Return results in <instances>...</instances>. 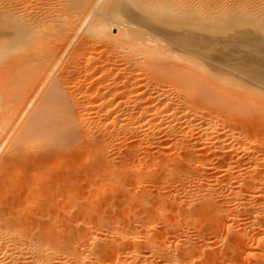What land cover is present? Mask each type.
Returning a JSON list of instances; mask_svg holds the SVG:
<instances>
[{
	"label": "bare ground",
	"instance_id": "6f19581e",
	"mask_svg": "<svg viewBox=\"0 0 264 264\" xmlns=\"http://www.w3.org/2000/svg\"><path fill=\"white\" fill-rule=\"evenodd\" d=\"M41 1L43 5L44 2L43 0ZM63 1L59 0L61 2L60 4L63 3V5H60L61 7L58 6L60 8L53 5L58 8L56 9V14L55 12L52 13L54 7H50L51 5H48L46 1L44 4H47L50 8L48 9V6H44L47 7V12H45L46 8L42 10L41 7H38V9H41H39L40 11H36L37 8L34 7L36 9L33 13H36V15L34 18V14L32 13L33 19L32 17L30 18L32 19L29 21L30 23H28V20L27 23L24 22L26 21L25 18L20 20V16L18 17L17 15L22 13H18V10H15L17 13L16 17L12 18V12L10 13V10H7L8 8L10 9L11 3L6 10V7L4 8L6 5L4 2L0 5V7L4 8L2 12H7H5V15H2V12L0 13V25L1 22H4V20L7 21L8 19L17 21L12 25L8 23L6 30L0 33V191L10 192L11 190H8L9 188L17 189L12 194V197H14L11 202L6 201L8 202L6 203L5 200L0 202V264H193L194 261L189 260V258L190 254L193 255V250L196 245L194 246L192 244L195 242L191 241V236L184 235L186 238L185 241L188 243L186 245L187 248H184L186 251H184L186 253L184 257L178 255L180 248H177V244L172 248L171 241L169 243L170 245L161 244L163 240L160 243L157 241L159 237L155 236V232H157L155 231V226L158 224H162L165 228H170V230L174 229V231L175 229H177L176 231L180 230L183 232L189 229L193 231L192 229L197 227L200 220L194 217L193 214L195 213L191 214L193 208H199L205 213H214L220 215V217L229 216L236 219L238 215H244L245 219H248L250 222V226H248L252 228L254 233L259 234L260 230L264 227V139L257 141L256 135L251 136L242 131L237 132L235 130L241 128L240 126L243 125V122L241 123L239 118L237 120L238 122L235 121V118H237L235 116H240L245 108H247L245 105V96H239L240 94L236 91L235 88L237 87L234 84L228 82L230 85L228 87L225 83L215 81L214 78L216 76L203 67L202 64L205 60L208 62L207 59L209 57L207 55L209 53L216 52L214 55L218 56L217 52H220V47L221 49L225 47L220 46L215 48V44H218L219 41L214 42V40L218 39V32L215 30L221 28L223 22L232 24L233 29L234 25L237 28H248L253 25L259 26L258 33L262 30L260 33L262 35L264 34V0ZM37 5L41 6L38 3ZM51 8L52 11H50ZM19 9L21 12V8ZM11 11H14V9ZM13 14L15 15V13ZM27 14L22 15L26 16ZM29 14L27 15L28 19L31 15ZM33 21H37V24H31ZM216 21H223L220 23L222 24L221 27H219V24L218 26L217 24L214 25ZM228 25L226 24L225 28ZM255 26H253V29ZM242 37L244 38L241 35V39ZM236 39L237 41L239 40L238 38ZM210 42H214V46ZM244 42L246 43L247 41ZM227 43L228 41L225 44ZM233 43L235 44L236 42L230 44ZM238 44L239 54H246V52L241 53V51L242 48L248 45H243V42L240 41ZM219 45L221 44L219 43ZM174 49L177 51L179 49L189 54L185 52L183 54L181 52L182 55H179L178 52L180 53V51L177 52ZM246 49L249 52V48L246 47ZM253 50H255V53L258 52L256 49ZM238 52L235 54L238 55ZM191 54L195 55H193L194 57L192 59H195V57L200 58L196 60L201 62V64H197L196 60H192L190 58L192 57L190 56ZM230 54L222 58L224 59L223 62L226 61L227 63L229 61ZM64 55H68V57L65 56L67 58L62 62V59L65 58ZM212 56L211 58L213 59ZM256 56L253 58L251 55L250 57H246L245 55L238 62L243 66L246 65L244 67L245 70L248 72L251 71L254 74L252 78H255L257 81H263L264 59L262 57L257 59L255 58ZM233 57L235 58V55ZM216 60L220 61V58L218 57ZM206 61V66H208ZM59 64L62 66L58 69L57 66ZM214 64L213 67L217 65V63ZM223 68L225 70L226 67ZM55 69L58 71H55ZM78 69H81L83 73L81 75L83 76L82 79L76 80L75 76L78 78L79 76L74 74L80 72ZM229 69L227 71H230ZM220 70H218L219 73ZM74 71L76 72L72 74ZM30 75L31 77L34 75L31 78L32 80L30 79ZM212 76L214 77L213 79L211 78ZM219 76L221 75L219 74ZM243 78L245 79V77ZM30 80L31 83L29 82ZM69 81H72L76 87H79L76 89L78 91L75 90L73 92L76 88H72L74 87L73 83V86H67ZM222 81L224 80L222 79ZM28 82L32 85L30 86ZM33 82L34 84L36 82L37 90L40 92L37 95L32 94V92L24 94L23 92H30V88L33 87ZM38 83L41 85V87L39 86L41 90L38 87ZM36 86L34 85V88ZM68 87H71L73 90L71 88L68 89ZM260 87L263 86L260 85ZM34 88H32L33 91L35 90ZM13 89L15 91L18 90L16 91L17 94ZM37 90L36 92H38ZM248 91L246 92L247 94L249 93ZM242 93H244V90ZM262 93L264 94V92ZM262 93L260 95L257 92L256 96H259V98L264 97ZM25 95L28 97L26 99L28 100L27 102L24 100L26 98ZM253 95L249 96L251 97L249 100H251L248 104L260 102L255 94ZM14 96L17 97L15 100ZM81 96L87 98H82ZM82 99H87L86 102L88 100L89 102L85 105ZM15 101H17V104ZM262 103L260 102L259 104L263 105ZM253 104L248 106L251 107ZM255 106L257 105H254V110ZM262 107L264 109V106ZM232 120L234 121L232 122ZM180 122L185 125L182 131L177 130V127L181 125H178ZM248 123L247 125H249ZM258 124L261 123L259 122ZM231 125L235 127L227 130ZM193 127H195V130H198H193ZM166 128H169V131L167 130L168 133H172L171 136L173 139L171 138L172 141H170L172 142L173 150L171 149V152L167 150L165 152L159 151V154H157V151L156 154L158 156L156 154L152 156L153 153L151 151L149 152V150L152 147H156L155 145L159 136L161 139L162 135H166ZM259 130L260 132L264 130V124L260 126ZM190 138L196 140L191 143L189 141ZM160 139L158 138V140ZM128 140H132V144L128 145V147L132 146L136 151L133 149L135 153L126 155V158H120L121 153L119 150L123 148L121 146H127ZM219 140L220 142L218 143ZM243 142H246V144L241 145ZM237 145H241L238 147H240V151L244 155H250L255 149L261 153H258L259 155L257 156H255L256 154L251 155L252 157L250 156L249 161L253 163L250 162L251 165L249 163L251 166L249 167L250 171L245 169L244 172L243 169L245 167L241 169L239 166L241 172L243 171L241 173L238 170L241 173L240 176L238 171L235 176H231L232 173H229L236 167L234 166L235 164L232 165L233 162L230 163V161L227 162L222 159L223 156L226 159L229 155L231 157L233 152L230 154V151L234 150ZM197 146H203L206 150L211 149L215 154L217 153V156L219 154L218 157L222 156V159L220 158L221 161L227 162L224 164V166L226 165L225 171H228L226 173L230 176L228 174L226 175L227 185L232 187V183L237 181L236 178L239 176L240 180L238 181H240V186H247L249 188L251 186V188L256 189V192L257 190L259 192L249 197H243V195V198H239L237 189L235 190L233 188L229 190V186H225L226 188L224 190H222L223 188H217L215 186L216 179L208 182L206 177L208 176L207 169L209 168L202 163L205 160V155L198 154ZM179 147L187 150L186 156L180 154L181 151L179 152L177 150ZM114 150L116 151L114 152ZM79 152H82V154L85 152L81 162H85L86 166L95 170L99 169L100 164L108 161L107 163L113 165V169H109L111 166H108L106 163L104 166L102 165L101 172H99L100 169L97 172L99 174L102 173V176H104V173L111 172L116 178L119 175L118 178L120 181V176H122V180L123 177L131 176L134 169L144 167V165L146 166L148 161L152 160L154 165L157 161L158 164L159 161L156 159V156L159 159L164 158L163 160L166 161L171 156L173 159L169 161L172 162L170 166L177 165V167L175 166L173 168H179V165H182L181 162L185 164V161H182L180 158L182 156L186 160L187 166L183 169L179 168L182 170L180 172H186L183 179L185 181L187 179L189 181L192 180L195 187L197 186L196 189L199 188L201 191L198 190L201 196L195 200L191 196L193 199L188 201L187 197H190V194L195 195L196 193L192 191L194 190L193 186H188L192 188H190L191 190L186 187L187 190L189 189L193 193L191 192L188 196H185L186 193L183 192L184 197L181 200V205L180 207L177 205V209H179L177 211L174 210L175 212L173 211L175 215H179H176L179 218L175 222H172L171 218L173 216L175 217L173 215L174 213L171 215L165 214L168 213L165 212L167 197L165 196L166 199L164 196H162L163 198L159 197L161 198L158 201L159 204L156 202V204L154 203L155 205H148L152 202V198L150 200L144 197H149L150 192L144 194V189L142 190V184L146 180V175L137 174L136 177H133L135 176L133 175L134 183H129L131 185L133 184L135 191H140L139 193L136 192V195L138 197L142 195L141 197L144 198L141 200L140 197L143 203L141 204V201H139L140 207L147 203L144 207L146 206L149 211L152 209L150 213L152 214L154 212L156 215L153 217L154 213L153 215H150V213L146 214L148 212H146L147 210L145 211V208L144 211L146 213L144 212L145 214L142 215V218L144 220V217H146L147 220L143 222L142 218L135 217L137 215L133 216L135 214L134 210L130 211L133 208V204H129L130 201L128 200L129 203L127 201L126 203L129 204V207L132 206V208L120 213L121 216L117 220H112L113 218L107 216L111 215L116 208L114 209L113 204L108 201L109 203L105 209V213L104 209L101 210L103 205H100V201L105 199L106 195L109 197V194H107L110 192L108 190L109 188L115 189L116 187H110V184L105 180L97 181V178H100L101 174L99 176L95 174L96 177L93 173V177L90 176L92 179L90 178L91 183L89 185L92 184L93 186L100 183L96 185V187H99V190L95 186H93L94 188L89 186L92 190L96 189L97 191H92V194H90V189L89 195L86 192L90 196H87L89 198L87 205L83 203L86 202V198L84 197L85 201L79 200V202L77 200L82 197L77 198V195L75 196L77 199L75 197L73 198L78 205L77 203H71L72 201L69 200L68 194L66 196L68 201L64 199L67 202L65 203L67 205H65L63 198L66 197H62L64 193L61 197L58 196L60 199L55 194L59 201L61 199L62 201L60 204L55 201L56 205L54 204L52 207L50 205L49 207L54 209V206H56L57 213H53L54 211L48 207L52 211L48 210L50 212H47L48 214L45 213L47 208L45 211L42 210L45 207L44 205L38 204L40 202L37 201V204H34L35 201L33 200L41 199L39 197L41 195L38 193L39 196H36V193L34 198V193H31L34 188L33 186L37 188L44 184L42 181L45 179L41 180V178L42 176H46L44 175V171L48 167L49 170L46 173L51 172V165L46 164L48 160H52L55 156L59 157L58 155L62 156L68 153L74 159L76 155L79 154L80 156ZM123 158L125 159L124 161ZM93 160H97L98 163L93 164ZM122 161L123 163L126 161V164L123 169H120ZM163 162L165 163V161ZM42 163L43 166L46 164L48 167L46 166L47 168L45 169ZM164 163H160V165H164ZM40 165L44 171L42 170L43 172H40L41 176H38L39 173L37 174L36 172L32 174L33 180L35 178L34 174L39 177H36L37 179L34 180L32 188L30 187L31 184L29 185L30 181L24 176L23 168L28 169V167H33L34 171H37ZM79 165L82 167L83 164L78 163L77 166ZM15 167L19 168L17 169V173L14 174L11 170ZM217 167L212 166L210 169H216L217 171ZM162 168L165 169V165ZM169 168L167 167L168 171L171 169ZM194 173L199 176L197 180L199 182L198 185L195 184L197 181H194L197 177L194 180L192 179L195 177ZM55 175L57 176V174ZM120 181H118L119 184H124H120L121 187L125 186V179ZM193 182L190 183L193 184ZM6 188L8 189L5 190ZM133 188L132 191H134ZM23 190L24 192L29 191L30 193L23 194ZM35 191L37 192L38 190ZM84 191V195L82 194V196H86ZM112 191L114 190L112 189ZM142 192L145 196H143ZM134 193L130 197L131 200L133 199L132 197L137 198L136 195L134 196ZM31 194L33 199L31 196H28ZM113 194L115 195L116 193H112L111 195ZM220 197L223 200L221 204L218 203L217 205L216 200L218 198L221 199ZM145 199H148L149 202H144L143 200ZM132 202L134 203V201ZM79 203L81 205L85 204V209L80 208ZM71 204L72 206H70ZM37 205H40V207H37ZM147 205L154 207V209L152 207L148 208ZM66 206L70 208L67 209ZM35 207L37 209L42 207L38 210H42L46 215L40 211L38 213L43 214L45 218H42V216L35 218L36 215H41L35 212L37 210ZM82 207L84 208V206ZM112 208L114 209L113 212L111 211ZM128 208L126 207V209ZM98 209L100 210L98 211ZM108 209L111 210L109 211ZM32 211L35 215H30ZM101 211H104L105 214H99ZM110 212L112 213L110 214ZM59 214L62 216L58 217ZM229 217H227V220H225V217V223ZM37 220H40V223ZM232 231H228V233ZM198 233L200 232L198 231ZM259 235L257 239L263 243V246L257 258L258 261L256 260L255 262H258L257 264H264V236ZM112 257H115V259L111 260Z\"/></svg>",
	"mask_w": 264,
	"mask_h": 264
},
{
	"label": "rangeland",
	"instance_id": "374dc122",
	"mask_svg": "<svg viewBox=\"0 0 264 264\" xmlns=\"http://www.w3.org/2000/svg\"><path fill=\"white\" fill-rule=\"evenodd\" d=\"M8 0H0V5L1 4H3L2 2H4V4H6L5 6H4V8H5V10L8 8V5L10 6V3H11V6H10V9L8 8L7 10H10L9 12L12 14V18L13 17H16V15H17V13H16V11L15 10H18L17 12L18 13H22V14H29L30 15V17H29V19H28V14L25 16H23L22 14H18L17 16L19 17L20 16V20H22V18H25V20L26 21H24V22H26L27 23V20H28V23H30L29 21H31L32 19H33V17H32V15L34 14L33 12H35L34 10L37 8V10L36 11H40L39 9H41L42 8V10H45V9H43V8H46V10H45V12H47V7H44L45 5L46 6H48V5H51L50 7H54V6H56V7H58V6H60V5H63V3L62 4H60L61 2H59V0H48V1H50V2H48L47 0H45L47 3H48V5L47 4H44V3H46L44 0H43V5L41 4L42 3V1L41 0H10V1H8ZM15 1H16V3H15ZM25 1V2H24ZM32 1V2H31ZM53 1V2H52ZM59 2V4H57L58 2ZM61 1H63V0H61ZM17 2H19V3H17ZM22 2V3H21ZM55 2V3H54ZM64 2V1H63ZM29 5H28V4ZM37 3L38 4H40L41 6H39V5H37ZM51 3V4H50ZM52 3H54V4H52ZM65 4H66V2H64ZM31 4H32V6H31ZM34 4H35V6H34ZM56 4V5H55ZM13 5V6H12ZM17 5V6H16ZM24 5V6H23ZM54 5V6H53ZM3 6V5H2ZM15 6V8H13ZM22 6V7H21ZM26 6H28V7H26ZM11 7H12V9H14V11H11L12 9H11ZM26 7V8H25ZM34 7H36V8H34ZM38 7H41V8H39L38 9ZM56 7H54V10H53V12L52 13H54L55 12V14H56V9H58V8H60V7H58V8H56ZM4 8H2V7H0V13L4 10ZM19 8H21V12H20V9ZM52 8H51V10L50 11H52ZM30 9H32V10H30ZM48 9H50L49 8V6H48ZM24 10V11H23ZM41 10V11H42ZM27 13H26V12ZM49 11V10H48ZM6 12V11H5ZM5 12L3 13H1L2 15L4 14L5 15ZM8 12V13H9ZM44 12V11H43ZM7 13V12H6ZM13 13H15V15L13 14ZM33 13V14H32ZM23 17H22V16ZM35 15H36V13L33 15L34 16V18H35ZM17 17V18H18ZM32 17V19H30ZM11 19H8L7 21L6 20H4V22H1V25H0V33H1V31H4V30H6V27L8 26L7 24L9 23H11L10 25H12L14 22H17L16 20L15 21H10ZM24 20V19H23ZM5 21H6V23H5ZM219 21H216L215 22V24L214 25H216L217 24V26H218V24H219V27H221V25L223 24V26L221 27V28H223L224 29V31H223V29H221V28H218L217 30H215V31H217L218 33V39H216V40H214V42H218V44H215L214 42H210V44L211 43H213V44H211V45H213L214 46V44H215V48H217V47H220V46H225V47H222L223 49H224V51L226 50V52L224 53V51H223V49H221V47H220V52H217V54H218V56L217 55H214V53L216 54V52H211V53H213L212 55H214V56H212L211 55V53H209L207 56L210 58V60H209V58L207 59L208 60V62H207V64H208V66H206V63H205V61H204V63L202 64L203 65V67H205L206 69H208L211 73H213L216 77V79L212 76L211 78L213 79L214 78V80L215 81H218V82H220V83H225V84H227V86L229 87L230 85H229V83H231V84H234L237 88H235L236 89V91L237 92H239V96H241L242 97V95H243V97L246 99V101L243 99V101H245V105H246V107L248 108H245V110L242 112V114L240 115L241 117H243L242 119H247V120H243L242 121V119H241V117L238 115V116H235V117H237V118H235V121H237V120H241V123L243 124L242 126H240L241 128H238V129H235L237 132H240V131H242L243 133H246L247 135H256L257 136V141H262L263 139H264V130H262L261 132H260V126L261 125H263L264 123V109H263V107L262 106H264V97H260L259 98V96L257 97L256 96V94H257V92H258V94L260 93V95H261V93L262 92H264V80L262 81H257L255 78H252L253 77V73L251 72V71H247V70H245V68L244 67H246V65H241L238 61H239V59H241V58H243L245 55H246V57H250V55H251V57H253L254 58V56L255 55H257L255 58H257V59H259V57L261 58L262 57V59H264V38H263V36H264V34L262 35L260 32H262V30H260L259 31V33H258V31L257 30H259V26H255V25H253V26H255L254 27V29H253V26L251 27H248V28H246V27H242V26H240V27H242V28H237L234 24V29H233V26H231L230 25V23L229 22H223V21H220L219 23H218ZM221 22H223L222 24H220ZM3 23V24H2ZM228 23H229V25H228ZM31 24H33V25H36L37 24V21L36 22H32ZM228 25L227 26V28H228V30H226L227 28H225V25ZM2 26V27H1ZM5 27V28H4ZM257 27V29H255ZM222 30V31H221ZM242 30V31H241ZM247 30V31H246ZM250 30V31H249ZM238 32V33H237ZM245 32V33H244ZM247 32V33H246ZM254 32V33H253ZM219 33H220V35H219ZM229 33V34H228ZM243 33V34H242ZM264 33V32H263ZM228 36H227V35ZM239 34V35H238ZM233 35H235L234 37H233ZM241 35L242 36H244V38L242 37V39H241ZM259 35H261V36H259ZM219 36H223V37H220L219 38ZM257 36V37H256ZM233 37V38H232ZM256 37V38H255ZM232 38V39H231ZM236 38H238L239 40L237 41V39ZM223 39V40H222ZM230 39V40H229ZM241 39V40H240ZM252 39V40H251ZM232 40V41H231ZM228 41V43L227 44H225L226 42ZM231 41V42H230ZM243 42V45H248V46H246L247 48H249V52H247L248 51V49H246V47H244V48H242V51H241V53H244V52H246V54L244 53V54H239L240 52H238L239 51V49H238V47H237V45L239 46V44H241V43H239L238 44V42ZM244 41H247L248 42V44H247V42L245 43ZM232 42H236L234 45L233 44H230V43H232ZM252 42V43H251ZM255 42V43H254ZM260 42V43H259ZM219 43L221 44V45H219ZM245 43V44H244ZM211 45H209V46H211ZM231 45V47H229ZM232 45H233V47H232ZM242 45V44H241ZM254 45V46H253ZM257 45H259V46H257ZM250 47H252V48H250ZM257 47V48H256ZM260 47V48H259ZM229 48V50H227ZM231 48V49H230ZM234 48H236V49H238L237 51H236V49H234ZM177 49V48H176ZM233 49H234V51H233ZM245 49H246V51H245ZM253 49H256V51H258V52H256L255 53V50H253ZM175 50V49H174ZM241 50V49H240ZM253 50V51H252ZM175 51H177V50H175ZM178 51H180L179 49H178ZM177 51V52H178ZM228 51V52H227ZM181 52L183 53V54H185V53H187V52H185V51H180V53L178 52V54L179 55H182L181 54ZM185 52V53H184ZM230 52H231V54H230ZM236 52H238L237 54L238 55H236L235 53ZM220 53V54H219ZM222 53H224L223 55H222ZM187 54H189V53H187ZM231 55L230 56V59H229V61L226 63V61L225 62H223L224 61V59H222L223 57H226V55L228 56V55ZM194 54H191L190 56H192V57H190L191 59L195 56H193ZM221 55H222V57H221ZM225 55V56H224ZM235 55V58L233 57V56ZM243 55V56H242ZM261 55V56H260ZM65 56H67L68 57V55H64V57ZM211 56L213 57V59L211 58ZM216 56V57H215ZM237 56H241L240 58L238 57V58H236ZM67 57H65V58H63L62 59V62H64V59H66ZM220 58V61H218V60H216V61H218V62H216L215 61V59L216 58ZM188 58V57H187ZM167 59V58H166ZM189 59V58H188ZM198 60V59H200V58H197V57H195V59H192V60ZM211 59H212V63L214 64V63H217V67L216 66H214L213 67V64L211 63ZM238 59V60H237ZM164 60V59H163ZM190 60V59H189ZM196 60V63L197 64H201V62H198ZM192 62H194V61H192ZM203 62V61H202ZM209 62H210V64H209ZM241 62H243V61H241ZM219 63H221V64H219ZM226 63V64H225ZM229 63V64H228ZM68 64V63H67ZM66 64V65H67ZM212 64V66H210ZM239 66H238V65ZM62 65H63V63H62ZM61 64H59V66H57V68L59 69V67L60 66H62ZM215 65V64H214ZM221 67H220V66ZM236 65V66H235ZM226 67L225 68V70H224V68L223 67ZM238 66V67H237ZM68 67V66H67ZM216 67V68H215ZM221 68V70H220V68ZM62 68V67H61ZM71 68V67H70ZM69 68V69H70ZM213 68V69H212ZM230 68V69H229ZM244 68V69H243ZM72 69V68H71ZM211 69V70H210ZM230 70V71H227V70ZM233 69V70H232ZM236 69V70H235ZM240 69V70H239ZM80 70V72L78 73V72H76V71H74L72 74H74L75 72H76V74H74V75H78L79 76V78L78 77H76L75 76V78H76V80H78V79H82V76L83 75H81V74H83L82 72H81V69H78V71ZM213 70V71H212ZM218 70H220V73H219V71ZM263 70H264V67H263ZM55 71H58L57 69H55ZM218 71V72H217ZM222 71V72H221ZM225 73H224V72ZM247 71V72H246ZM32 73H34L33 71H31ZM30 72V73H31ZM162 72V71H161ZM243 73V74H241V73ZM78 73V74H77ZM231 75H230V74ZM233 73V74H232ZM80 74V75H79ZM219 74L222 76H219ZM228 74V75H227ZM242 76H241V75ZM218 75V76H217ZM228 77H226V76ZM234 75V76H233ZM33 77H34V75H32ZM231 76V77H230ZM234 78H233V77ZM33 77H31V75H30V79L31 78H33ZM81 77V78H80ZM236 77H238V78H240V79H238V78H236ZM243 77H245V79L243 78ZM246 77H248V78H246ZM220 78H222L224 81L226 80H228L227 81V83H226V81L224 82V81H222V79L220 80ZM226 78V79H225ZM230 78V79H229ZM236 78V79H235ZM241 78H243V79H241ZM218 79V80H217ZM255 79V80H254ZM32 80V79H31ZM31 80L29 81L30 83H31ZM231 80V81H230ZM75 81V80H74ZM234 81V82H233ZM243 81H244V83H243ZM29 82H28V84H29ZM229 82V83H228ZM251 82V83H250ZM260 82V83H259ZM70 83H71V85H70ZM72 81H69L68 83H67V86H73L74 85V83H73V85H72ZM240 83V84H239ZM252 83H254V84H252ZM27 84V85H28ZM252 84V85H251ZM256 84H258V85H256ZM24 86H25V84H23ZM26 85V86H27ZM30 85V84H29ZM32 85V84H31ZM30 85V86H31ZM34 85L36 86L37 84H36V82H35V84H34V82H33V87L32 88H34ZM86 85V84H85ZM234 85H231V86H234ZM245 85V86H244ZM249 85V86H248ZM254 85H256V86H254ZM260 85L261 86H263V87H260ZM41 87V85L38 83V87ZM234 86V87H235ZM242 86V87H241ZM250 86H251V88H250ZM29 87V86H28ZM39 87V88H40ZM76 87V85H74V87H72V88H75ZM244 87H245V89H244ZM248 87V88H247ZM26 88V87H25ZM30 88V87H29ZM32 88H30L31 90H32ZM69 88H71V87H68V89ZM71 88V89H72ZM77 88H79V87H76L75 89H74V91L73 92H75V90L77 89ZM29 89V90H30ZM35 90V92L32 90H30V92H23L24 94H29V93H31L32 92V94H34V95H37L40 91H38L37 89V86H36V88H34ZM70 89V90H71ZM237 89H239V90H237ZM241 89H242V92H243V90H244V93H242L241 92ZM255 89V90H254ZM14 90V89H13ZM24 90H27V89H24ZM36 90L38 91V92H36ZM40 90H41V88H40ZM73 90V89H72ZM71 90V91H72ZM248 90H250V91H248ZM257 90V91H256ZM261 90H262V92H261ZM15 91V90H14ZM16 91H18V90H16ZM15 91V93L17 94V92ZM76 91H78V90H76ZM249 92L248 94L246 93V92ZM254 91V92H253ZM21 92V91H20ZM72 92V93H73ZM251 92L253 93V94H255V96L259 99V101L260 102H263L262 104L263 105H261V104H259V103H255V104H253V106H248V105H252V104H248V102H250V100H249V98H251V97H249V96H252L251 95ZM256 92V93H255ZM15 94V95H16ZM19 94V93H18ZM32 94H31V96H32ZM247 94V95H246ZM263 94V93H262ZM21 95H23V94H21ZM264 95V94H263ZM254 96V95H253ZM25 97H26V95H25ZM82 98H87V97H83V96H81ZM15 98H17V97H15L14 96V100H15ZM19 98V97H18ZM240 98V97H239ZM248 98V99H247ZM263 98V99H262ZM20 99V98H19ZM19 99H17L18 101H19ZM26 99H28V97H26V98H24V100H26ZM81 99V98H80ZM262 99V100H261ZM82 100H84L83 102H85V103H83V104H87L88 102H89V100H88V102H86V100L87 99H82ZM81 100V101H82ZM28 100H26V102H27ZM25 102V101H24ZM247 102V103H246ZM253 102V101H252ZM15 103L17 104V101H15ZM14 103V104H15ZM13 104V103H12ZM259 104V105H258ZM254 105H257V106H255V110L253 109V107H254ZM258 107V108H257ZM262 109H263V111H262ZM251 110H252V112H251ZM254 110V111H253ZM254 113V114H253ZM259 114H262V115H259ZM243 115V116H242ZM250 115V116H249ZM253 115V116H252ZM256 115V116H255ZM252 116V117H251ZM245 117V118H244ZM257 117H258V119H257ZM239 118V119H238ZM250 118V119H249ZM260 118H263V119H260ZM234 119V118H233ZM248 119H249V121H248ZM254 119V120H253ZM256 119V120H255ZM234 120H232V122H233ZM183 122V121H182ZM238 122V121H237ZM249 122V123H248ZM261 123V124H258V123ZM247 123L249 124V125H247ZM254 123V124H253ZM181 124V125H180ZM235 124H236V122H235ZM234 123H233V125H235ZM253 124V125H252ZM178 125H180V126H178L177 127V130L178 131H182V129H184L185 128V125H184V123H179ZM233 125H231L230 127H228V129L227 130H231V128H233V127H235V126H233ZM255 125V126H254ZM237 126V125H236ZM238 126H239V124H238ZM263 127V126H262ZM262 127H261V129H262ZM193 130H195V127H193L192 128ZM243 129V130H242ZM251 129V130H250ZM169 131V128L167 129L166 128V131ZM196 130H198V129H196ZM195 130V131H196ZM221 130H224V129H221ZM248 130H249V133H248ZM168 131H167V133H166V135H162V137H161V139H160V136L158 137L160 140H158V138H157V143H156V147H152V148H150L151 150H149V152L151 151L152 153H153V155L152 156H154V154H156V152H157V154H159V151H164L165 152V150H167V151H172L173 149H172V139H173V137L171 136L172 135V133L170 134V133H168ZM256 131V132H255ZM259 131V132H258ZM253 132V133H252ZM262 132H263V134H262ZM251 133V134H250ZM262 134V135H261ZM164 136V137H163ZM172 138V139H171ZM203 138V137H202ZM259 138V139H258ZM171 140V141H170ZM194 140H196V139H193V138H190L189 139V141L191 142V143H193V141ZM200 140L202 141V139L200 138ZM131 141L132 140H128V142H127V146H121V147H123V148H121L120 150H119V152L121 153V157L120 158H122V157H124V158H126V155L128 156V155H131L132 153H135V149L134 148H132V146H129L128 147V145H131L132 143H131ZM159 141V142H158ZM230 141V140H229ZM130 142V143H129ZM220 142V140L218 141V143ZM246 144V142H243V144L241 143V145H245ZM124 145H126V144H124ZM241 145H237L235 148H234V150H231L230 151V154H232V152H233V155H231V157H229L228 156V158L230 159H226V158H224V156H223V159L221 158L222 156H220V157H218L219 156V154H218V156H217V153L215 154L211 149H205V148H203V146H197L196 148H197V151H198V154L200 153V154H204L205 155V160L202 162V163H204V166H206V167H208L209 169H207L208 170V176L206 177V179H207V181L209 182L210 180L211 181H213V180H215L214 182L216 183V185L215 186H217V188L219 187V188H223L222 190H224L227 186H229V185H227V179H226V175L228 174V173H226V172H228V171H225L226 170V165L224 166V164H226L227 162H229L230 161V163H232V165L233 164H235L234 166H236L235 168H233V170H232V172H230L229 174H231V176H235V174H237L239 171L241 172V169L243 168V167H245L244 169H243V171L245 170V169H247L248 171H250L249 170V167H251L250 165H251V161H249L250 159V156L252 155H255V156H257V155H259L261 152H258L257 151V149H255L256 151H257V153H256V151L254 150V151H252V153L250 154V155H244L241 151H240V147H238V146H241ZM131 147V148H130ZM200 149H199V148ZM186 148H188L187 146H186ZM237 148V149H236ZM239 148V149H238ZM135 151H134V150ZM172 149V150H171ZM184 149V148H183ZM183 149L181 148V147H179V149L177 148V150L180 152V154L182 155V156H184L187 152V150L186 149H184V151H183ZM199 149V150H198ZM212 152H211V151ZM236 150V151H235ZM116 150H114V152H115ZM134 151V152H133ZM166 151V152H167ZM155 152V153H154ZM169 152V153H170ZM184 152V153H183ZM80 153V152H79ZM84 153L85 152H83V154H82V152L80 153V156H79V154L78 155H76V158H74V159H72V157H71V155H69L70 153H68V154H65V155H62V156H60V155H58L59 157H57V156H55L52 160H48V163H46V164H49V165H51V172H49V173H46L48 170H49V167L45 164L44 166H43V163H42V166L43 167H45V169L47 168V170H43L42 168H41V165L37 168V169H35V170H37V171H34V169H33V167H28V169H24L23 168V170H24V176H25V178L26 179H28V181H30L29 182V185L31 184V186L30 187H32V185H34V180L35 179H37L36 177H38V176H41L40 174L44 171L45 172V174L44 175H46L45 177H43L42 176V178H41V180L42 179H45L44 181H42V182H44V184L42 183V182H40V183H42L43 185L41 186H38V187H40V188H38L37 186V188H35V186H33L32 188H33V191L31 192L32 194L34 193V198H35V195H36V193H37V195L36 196H39L38 195V193L41 195V196H39V197H41V199L39 200H33V201H35V205L37 204L36 203V201L37 202H40V203H38V204H40V205H44L43 207L44 208H42V210H44L45 211V209L48 207V208H51L56 202L58 203V204H60V202L62 201V199H61V201H59V197H61L62 196V194L64 193V195L62 196V197H66L67 196V194H68V198H69V200H71V201H69V202H71V203H73V204H76L75 203V199H77V198H81V199H78L77 201H79V200H82V201H85V198H86V202H83V203H86V205H87V202L89 201V198H87V196L89 195L88 193H90L89 192V190L91 189L90 187L92 186V184H90L89 185V183H91L90 182V180L92 179L91 177H93L92 175H93V173H94V176H96L97 174H98V176L100 175V178H97V181L98 180H105L106 182H108L109 184H110V187L112 186V187H116L115 189L114 188H109L108 190H110V192H111V190L113 189L114 191H112L111 192V194L112 193H116L115 195L113 194V195H111L110 194V192L109 193H107V194H109L108 196L109 197H107V195H106V198L105 199H102L101 201H100V205H103V208L101 209V210H103L104 209V211H105V209H106V207L108 206V203L109 202H111V204H113V207H114V209H115V211L113 212V208H112V212H110V214L111 215H106L107 217H109V218H113L112 220H117V218H120V216H121V214L120 213H122V212H124V210H129L130 208H132V206H133V208L130 210V211H133L134 210V212H135V214H133V216L134 215H137V216H135V217H137V218H142L143 216V214H145L146 212H148V213H146V214H149L151 211H152V209H150L151 211H149L147 208H146V206L144 207V205H146L147 203H145L142 207H140V202L139 201H141L142 199H144V198H152V202L151 203H149L148 205H153L154 203L156 204V202L158 203V201L161 199V198H159V197H162V196H166L167 197V202H165V206H166V211L165 212H168V213H165V214H173L175 211L174 210H178L177 209V205H179L178 207H180V203H181V200H182V198L184 197V194H183V192L184 193H186L185 194V196L187 195L188 196V194L189 193H191L192 191L193 192H195L196 194V197H195V195L194 194H190V197H187V200L188 201H191L193 198L192 197H194V199L193 200H195V199H197V197H200L201 195H199V193L201 192L200 190H199V188H197L196 189V187H195V185H194V182L191 180V178H190V180L191 181H189V179H187L186 181H185V179H183L184 178V176H185V173L184 172H180V171H182V170H180V169H183L184 167H187L186 166V160L185 159H183V157L182 156H180V158L182 159V161H185V164H183V162H181L182 163V165L180 164V162H179V164L181 165H179V168H173V167H177V165H173V167H171L170 166V164H172V162H169V161H172L171 159H173V158H171V156H169V158H167V161L169 162V165H168V162L166 161V160H163L164 158H160V159H162V160H160L159 159V157L157 158V156H156V159H158V164H157V161H156V164L154 165V163H153V161L151 160V161H148V163L146 164V166L144 165V167L142 166V167H140V168H136V169H134V171H133V173H132V175L131 176H129V177H123V180L125 179V186H122L121 187V185L120 184H122V183H120L119 184V182L118 181H120V179L118 178L119 177V175H117V178L115 177V175L113 174V173H109V172H107V173H104L103 175L104 176H102V173H100L99 174V172H101V167H103L104 166V164H106V163H103V164H100L99 165V169H100V171L99 172H97V170H99V169H97V170H95V169H92L91 167H88V166H86V164H85V162H81V160H82V157L84 156ZM259 153V154H258ZM114 154V153H113ZM151 154V153H150ZM115 155V154H114ZM172 155V154H171ZM186 156V155H185ZM217 156V157H216ZM251 156V157H252ZM60 157H62V158H60ZM233 157V158H232ZM123 158V161L125 160ZM219 158V159H218ZM223 160V161H227V162H223V161H221V159ZM232 158V159H231ZM155 159V160H156ZM166 159V158H165ZM168 159H170V160H168ZM181 159H179V160H181ZM220 160V161H219ZM233 160V161H232ZM94 162H92L93 164H96V163H98V161L97 160H93ZM123 161H122V164L120 165V169H123L124 167H125V164H126V161L123 163ZM162 161V162H161ZM163 161H165V163L163 162ZM45 162H47V161H45ZM44 162V163H45ZM79 164H83L82 165V167L79 165V166H77L78 165V163ZM155 162V161H154ZM167 162V163H166ZM251 162V163H250ZM153 163V164H152ZM160 163H164V165H165V169L164 168H162V166L164 167V165H160ZM223 165H222V164ZM249 163H250V165H249ZM85 164V165H84ZM108 164V166H111L109 169H113V165L111 164L110 165V163H107ZM242 164V165H241ZM244 164V165H243ZM253 164V163H252ZM103 165V166H102ZM160 165V167H158ZM47 166V167H46ZM122 166V167H121ZM154 166H156L155 168H154ZM212 166H218L217 167V171H216V169L214 170V169H210V167H212ZM239 166H240V168H239ZM150 167H151V169H150ZM167 167H170L169 169V171H168V169H167ZM182 167V168H181ZM225 167V168H224ZM239 169H238V168ZM247 167V168H246ZM19 167H15V168H13L12 170H11V172L12 173H17V169H18ZM153 168V169H152ZM161 168V169H160ZM33 169V170H32ZM149 169V170H148ZM164 171H163V170ZM167 169V170H166ZM177 169V170H176ZM186 169V168H185ZM184 169V170H185ZM251 169V168H250ZM43 170V171H42ZM136 170V171H135ZM153 170V171H152ZM176 172H175V171ZM183 170V171H184ZM211 170H213V171H211ZM222 170V171H221ZM239 170V171H238ZM34 171V172H33ZM97 173H96V172ZM187 171V170H186ZM224 171V172H223ZM238 171V172H237ZM242 171V172H243ZM39 173V175L38 176H36V174H34V180L32 179V174L33 173ZM41 172V173H40ZM92 172V173H91ZM142 172V173H141ZM158 172V173H157ZM178 172V173H177ZM237 172V173H236ZM239 172V176H240V174L242 173H240ZM245 172V171H244ZM221 173V174H220ZM226 173V174H225ZM55 174H57V176L55 175ZM96 174V175H95ZM110 174V175H109ZM146 175V180H145V182H143L144 184H142V190H143V192H144V194L145 193H149V197H141V196H139L138 197V195H136V192H140V191H135V189L133 188V184L131 185V183H134V181H133V177H136V175ZM184 174V175H183ZM229 174H228V176H229ZM43 175V174H42ZM55 175V176H54ZM105 175H106V177H105ZM133 175H135V176H133ZM91 176V177H90ZM101 176H102V178H101ZM133 176V177H132ZM178 176V177H177ZM194 176L195 177H193L192 179L194 180V178L196 179V177H197V179L196 180H194V181H197L198 180V178H199V176L196 174V173H194ZM238 176V178H236L237 179V181L238 180H240V177ZM97 177V176H96ZM121 177V181H123L122 180V176H120ZM131 177V178H130ZM166 177V178H165ZM230 177V176H229ZM39 178V177H38ZM91 178V179H90ZM106 178H108V179H106ZM113 178V179H112ZM116 178V179H115ZM180 178V179H179ZM210 178V179H209ZM65 179V181H63ZM213 179V180H212ZM217 179H218V181H217ZM88 180H89V182H88ZM112 180H113V182H112ZM117 180V181H116ZM183 180V181H182ZM38 181V180H37ZM62 181V182H61ZM96 181V182H97ZM113 183H111V182ZM120 181V182H121ZM179 181V182H178ZM206 181V182H207ZM220 181V182H219ZM235 181L234 183H232V184H230V185H232V187L231 186H229L228 188H229V190L230 189H237L238 190V194H239V198H243V197H249V196H251V195H253V194H256V193H258L259 192V190H257V192H256V189L254 190L253 189V187L251 188V186H250V188L249 187H245V186H240L239 184H240V181ZM100 182V181H99ZM98 182V183H99ZM117 182V183H116ZM129 182H131V183H129ZM193 182V184H191V183ZM198 182V181H197ZM195 183V184H199V182L198 183ZM219 184H218V183ZM237 182V183H236ZM36 183V182H35ZM39 183V184H40ZM117 185H116V184ZM190 185H189V184ZM37 184V183H36ZM49 184V185H48ZM100 184V183H99ZM99 184H95V185H93V186H95L96 187V185H99ZM128 184V185H127ZM172 184V185H171ZM180 184V185H179ZM62 185V186H61ZM115 185V186H114ZM122 185H124V184H122ZM171 185V186H170ZM185 185V186H184ZM90 186V187H89ZM92 186V188H94ZM127 186V187H126ZM181 186V187H180ZM184 186V187H183ZM188 186H193L194 187V190H192V191H189V189L191 188V187H188ZM226 186V187H225ZM189 188L188 190H187V188ZM97 188V190H99V187L97 186L96 187ZM123 188V189H122ZM124 188H125V191H124ZM132 188L134 189V191H135V193H134V191H132ZM8 188H6L5 190H7ZM87 189V190H86ZM131 189V190H130ZM184 189V190H183ZM186 189V190H185ZM192 189V188H191ZM190 189V190H191ZM252 189V190H251ZM8 190H11L10 192L9 191H7V192H3V191H0V202L2 201L3 202V200H5V202L6 201H8V202H11L12 201V198L14 197H12V194H14L15 192H14V190L15 191H17V189L16 188H9ZM12 190H13V192H12ZM35 190H38L37 192L35 191ZM85 190V191H84ZM96 190V189H95ZM94 189L92 190L91 189V193L90 194H92V191H95ZM96 190V191H97ZM115 190H117V191H115ZM200 192H199V191ZM28 191V190H27ZM83 191L85 192V195L86 196H82V194L84 195V193H83ZM159 191V192H158ZM189 191V192H188ZM251 191V192H250ZM22 192H24V190L22 191ZM29 192V191H28ZM28 192H24L23 194H26V193H28ZM86 192H87V194H86ZM124 192V193H123ZM125 192H126V194H125ZM130 192H133L134 193V196L136 195V199L134 198V197H132L133 199L131 200V195H133V193H131L130 194ZM143 192H142V194H143ZM192 192V193H193ZM199 192V193H198ZM226 192V191H225ZM255 192V193H254ZM10 193V194H9ZM30 193V192H29ZM28 193V194H29ZM95 193V192H94ZM93 193V194H94ZM244 193V194H243ZM245 193H247V194H245ZM23 194H20V195H23ZM32 194L31 195H28V196H31L32 197V199H33V196H32ZM48 194V195H47ZM57 195V197L59 198H57L56 197V195ZM58 194H61V195H58ZM74 194V196H72ZM143 194V196H145ZM11 195V196H10ZM69 195H71V197H69ZM77 195V198L75 197ZM128 195V196H127ZM160 195V196H159ZM198 195V196H197ZM244 195V196H243ZM79 196V197H78ZM147 196H148V194H147ZM153 196V197H152ZM173 196V198H171V197ZM192 196V197H191ZM243 196V197H242ZM73 197H75V199L73 198ZM85 197V198H84ZM88 197H90V196H88ZM129 197V198H128ZM140 197H141V200H140ZM166 197H165V199H166ZM68 198L66 197V198H63V200L65 199V200H67L68 201ZM72 198V199H71ZM126 198H127V200H126ZM154 198H156V199H154ZM163 198V197H162ZM189 198H191V199H189ZM221 198V197H220ZM8 199V200H7ZM37 199V198H36ZM58 199V200H57ZM139 199V200H138ZM41 200H42V202H41ZM65 200H64V204L65 203H67V202H65ZM88 200V201H87ZM130 201V203H129V201ZM151 200V199H150ZM222 198L221 199H217L216 200V204L218 205V203H220L221 204V202H222ZM56 201V202H55ZM109 201V202H108ZM126 201L129 203V204H133L131 207H129V204H127L126 203ZM132 201H134V203L132 202ZM144 202L146 201H148V199H145V200H143ZM8 202H6V203H8ZM69 202H68V204H69ZM80 202V201H79ZM114 202V203H113ZM149 202V201H148ZM42 203V204H41ZM63 203V202H62ZM61 203V204H62ZM82 202H81V204H83ZM125 203H126V206H125ZM33 204V205H34ZM80 204V203H79ZM80 204V208H82V209H85V204L84 205H81ZM116 205V207H115V205ZM141 204H143L142 203V201H141ZM154 204V205H155ZM159 204V203H158ZM33 205H32V207H33ZM40 205H37V207H40ZM51 205V207H49ZM56 205V204H55ZM65 205H67V204H65ZM77 205H78V203H77ZM106 205V206H105ZM110 205V204H109ZM128 205V206H127ZM147 205V207L149 208V207H152V206H148ZM70 206H72V204L70 205ZM82 206H84V208L82 207ZM125 206V207H124ZM37 207H35V209H37ZM56 206H54V209L56 210H54V209H52L54 212L53 213H57V208H55ZM67 207V206H66ZM74 207V206H73ZM126 207L128 208V209H126ZM41 208H38V209H41ZM47 208V210H46V212L45 213H49L50 211H48V210H51V209H48ZM70 207H67V209H69ZM72 208V207H71ZM101 208V207H100ZM141 208H142V210H143V212H141L142 210H141ZM146 208V209H145ZM153 209H154V207H152ZM30 209H33V208H30ZM36 210L35 212H37V214H41V213H43L44 214V212H42V210ZM144 209H145V211H144ZM168 209V210H167ZM34 210V209H33ZM51 210V211H52ZM100 209H98V211H99ZM109 210V209H108ZM109 210V211H110ZM194 210H196V211H194ZM41 212V213H38V212ZM104 211H101V212H99V214L101 213V214H105L106 213V211H105V213H104ZM109 211H107V213H109ZM154 211V210H153ZM174 211V212H173ZM133 212V213H134ZM145 212V213H144ZM172 212V213H171ZM34 212L32 211V213L30 212V215H32ZM47 213V214H48ZM141 213V214H140ZM154 213V212H153ZM153 213L151 214L150 213V215H153ZM192 213H195V214H193L194 215V217L195 218H199L200 220H199V222H198V225H197V227H195L194 229H192L193 231H190L191 229H189L188 231H186V232H183V231H180V230H178V231H176L177 229H175V231H174V229L172 230H170V228L168 229L167 227V229L165 228V226L164 225H162V224H158V225H156L155 226V231H157V232H155V236L157 237H159L158 238V242H162V240H163V242L161 243V244H167V245H170L169 243H170V241L172 242V248H174L175 247V245L177 246V248H180L179 249V256L180 257H184V254L186 255V251H185V249L184 248H187V244L188 243H186V238L184 237V235L186 236V235H189V236H191L192 238H191V241H193V242H195V243H192L194 246L196 245V247H194V252H193V255L192 254H190V258H189V260H193L194 262H193V264H257L255 261L257 260V258H258V255H259V252H261V250H262V246H263V243L262 242H259L258 241V239H257V237H258V235L260 234V235H262V236H264V227L260 230V233L258 234V233H254V231L252 230V228L251 227H249L250 225V222L248 221V219H245V216L244 215H238L237 217H236V219L235 218H231V217H229V216H221L220 217V215H217V214H208V213H205L204 211H202L201 209H199V208H193V211L191 210V214ZM41 214V215H36L35 216V218L37 217V216H42V218H45V217H43L44 215H46V214ZM33 215H35V214H33ZM156 215V213H154V215H153V217ZM169 215V216H170ZM173 215H175V213L173 214ZM176 215H178V214H176ZM176 215H175V217L173 218H171L172 220V222L174 221H176V219H178L179 217H176ZM62 215H60L59 214V216L58 217H61ZM146 216H148V215H146ZM179 216V215H178ZM186 216V215H185ZM219 216V217H218ZM31 217H33V216H31ZM150 217V216H149ZM156 217H159V216H156ZM181 217V216H180ZM202 217V218H201ZM225 217H226V219H225ZM227 217H229L228 218V221H226V223L224 222L225 220H227ZM146 217H144V220H143V218H142V221L144 222L145 220H147V218L145 219ZM225 219V220H224ZM40 221V220H39ZM38 220H37V222H39ZM141 221V220H140ZM201 221V222H200ZM36 222V223H37ZM41 222H42V220H41ZM208 222V223H207ZM240 224H239V223ZM35 223V222H34ZM40 223V222H39ZM38 223V224H39ZM228 224H230V225H228ZM234 224V225H233ZM32 225H33V223H32ZM36 225V224H35ZM249 225V226H248ZM158 227V228H157ZM242 227V228H241ZM160 228V229H159ZM237 228V229H236ZM239 228H240V230H239ZM245 229V230H244ZM167 230H168V232H167ZM196 230V231H195ZM211 230V231H210ZM233 230V231H232ZM243 230V231H242ZM251 230V231H250ZM198 231L200 232V233H198ZM228 231H232L231 233H228ZM253 231V232H252ZM174 234H173V233ZM235 232V233H234ZM182 233V234H181ZM204 233V234H203ZM206 233V234H205ZM237 233V234H236ZM239 233V234H238ZM243 233V234H242ZM251 233H253V234H251ZM262 233V234H261ZM239 235V236H238ZM243 235V236H242ZM259 235V236H260ZM181 236V237H180ZM234 236V237H233ZM242 236V237H241ZM165 239H164V238ZM177 237V238H176ZM170 239V240H168V239ZM220 238V239H219ZM157 239V238H156ZM176 239V240H175ZM180 241H179V240ZM214 239V240H213ZM195 240V241H194ZM225 240V241H224ZM202 241V242H201ZM258 241V242H257ZM181 242H182V244H181ZM260 243V244H259ZM185 244V245H184ZM191 244V245H192ZM262 244V245H261ZM178 245H180V246H178ZM186 246V247H185ZM222 246V247H221ZM207 247V248H206ZM218 247V248H217ZM221 248V249H220ZM260 248V249H259ZM184 249V250H183ZM196 249V250H195ZM207 249V250H206ZM181 250V251H180ZM202 250V251H201ZM243 250V251H242ZM185 251V252H184ZM201 252H202V254H201ZM206 252V253H205ZM249 252H251V253H249ZM253 253V254H252ZM200 254V255H199ZM218 254V255H217ZM224 255V256H223ZM252 255V256H251ZM193 257V258H192ZM254 258V259H253ZM115 259V257L113 258L112 257V259L111 260H114ZM196 259V260H195ZM204 259V260H203ZM258 261V260H257ZM243 262H245V263H243Z\"/></svg>",
	"mask_w": 264,
	"mask_h": 264
}]
</instances>
